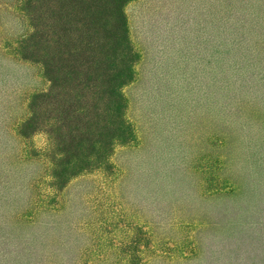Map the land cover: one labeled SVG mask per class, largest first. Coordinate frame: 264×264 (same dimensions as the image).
Returning <instances> with one entry per match:
<instances>
[{
  "label": "rangeland",
  "instance_id": "rangeland-1",
  "mask_svg": "<svg viewBox=\"0 0 264 264\" xmlns=\"http://www.w3.org/2000/svg\"><path fill=\"white\" fill-rule=\"evenodd\" d=\"M0 264H264V0H0Z\"/></svg>",
  "mask_w": 264,
  "mask_h": 264
}]
</instances>
